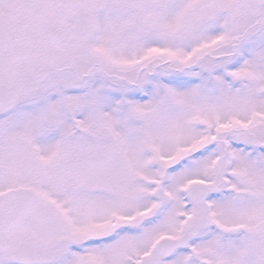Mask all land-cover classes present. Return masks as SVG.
I'll list each match as a JSON object with an SVG mask.
<instances>
[{
  "label": "snow or ice",
  "instance_id": "6c2138e0",
  "mask_svg": "<svg viewBox=\"0 0 264 264\" xmlns=\"http://www.w3.org/2000/svg\"><path fill=\"white\" fill-rule=\"evenodd\" d=\"M0 264H264V0H0Z\"/></svg>",
  "mask_w": 264,
  "mask_h": 264
}]
</instances>
